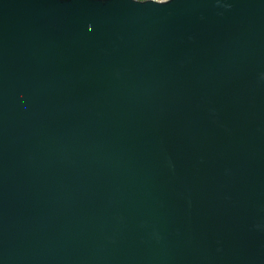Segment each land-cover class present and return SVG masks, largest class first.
<instances>
[{
	"label": "water",
	"instance_id": "water-1",
	"mask_svg": "<svg viewBox=\"0 0 264 264\" xmlns=\"http://www.w3.org/2000/svg\"><path fill=\"white\" fill-rule=\"evenodd\" d=\"M0 264H264V0H0Z\"/></svg>",
	"mask_w": 264,
	"mask_h": 264
},
{
	"label": "snow or ice",
	"instance_id": "snow-or-ice-1",
	"mask_svg": "<svg viewBox=\"0 0 264 264\" xmlns=\"http://www.w3.org/2000/svg\"><path fill=\"white\" fill-rule=\"evenodd\" d=\"M133 2L141 5L151 3L153 5L166 6L170 4L172 0H133ZM86 27L88 28L89 31H91L94 25L88 24L86 25Z\"/></svg>",
	"mask_w": 264,
	"mask_h": 264
}]
</instances>
